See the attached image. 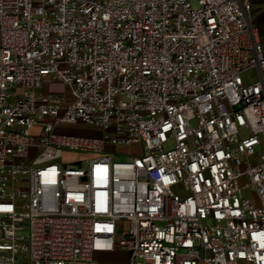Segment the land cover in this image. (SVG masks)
Here are the masks:
<instances>
[{
	"label": "built area",
	"instance_id": "obj_1",
	"mask_svg": "<svg viewBox=\"0 0 264 264\" xmlns=\"http://www.w3.org/2000/svg\"><path fill=\"white\" fill-rule=\"evenodd\" d=\"M196 2L0 0V264H264V33Z\"/></svg>",
	"mask_w": 264,
	"mask_h": 264
},
{
	"label": "rangeland",
	"instance_id": "obj_2",
	"mask_svg": "<svg viewBox=\"0 0 264 264\" xmlns=\"http://www.w3.org/2000/svg\"><path fill=\"white\" fill-rule=\"evenodd\" d=\"M193 5H196V0H191ZM254 14H255V19L257 22V25L260 26L261 31L264 33V0H254ZM264 39V37H263ZM63 90H65V88H63ZM38 93H43V90H37ZM14 100V99H12ZM69 132H73V133H77V134H81V135H89V134H98L99 135V131L94 128L93 126L87 125V124H78V125H74L71 126V128L68 129ZM127 152V155L121 156V157H116L117 160L120 161H130L133 159V157L135 156V146H127L124 148ZM122 227L121 230L117 233V239L121 240L123 239L127 232H128V222L127 221H123L122 222ZM123 256L122 254H113L111 256H108V260L111 261H115L118 259H121Z\"/></svg>",
	"mask_w": 264,
	"mask_h": 264
}]
</instances>
